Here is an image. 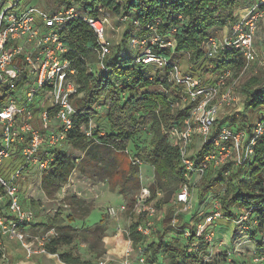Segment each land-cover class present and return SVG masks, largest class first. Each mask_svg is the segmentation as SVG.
<instances>
[{"label":"built area","instance_id":"2783aa9c","mask_svg":"<svg viewBox=\"0 0 264 264\" xmlns=\"http://www.w3.org/2000/svg\"><path fill=\"white\" fill-rule=\"evenodd\" d=\"M5 1L0 0V237L19 241L27 257L34 254L52 256L44 246L48 235L27 239L35 213L21 203V187L17 182L26 180L33 167H37L41 173L49 168L56 150L65 143L66 132L73 125L76 113L74 100L81 93L76 82V68L68 57L70 49L61 38L62 27L69 21L81 18L92 28L98 43L96 64L98 70L105 72L107 67L103 61L111 55L110 43L106 39L108 16L82 14L76 4L60 7L51 13L49 8L37 7L36 0L30 5L31 0L24 10L14 11L19 0L8 7H4ZM244 7V13L229 26L228 37L219 42L210 36L203 42L205 58L213 59L219 51L234 49L243 57L245 67L255 60L264 66V51L258 55L254 47V35L259 23L264 21V0H252ZM115 17L120 22H126V25L132 24L134 28L141 29L138 21L127 15L118 14ZM157 23H147L145 35L134 34L128 40L133 48L143 46L136 54V63L145 67L149 64L155 68L170 67L168 80L177 86L176 97L170 100V106L181 109L188 107L182 126L174 125L164 131L170 144L178 149L183 177L171 201L179 209L175 215H171L168 227L191 240L189 255H197L200 247L207 245L208 253L202 261L212 262L215 258L211 251L215 233L212 229L215 222L223 218L217 195L210 192L205 194V203H211V206L207 211L199 209L190 227L180 226L176 213L193 209V188L189 183L194 175L201 177L206 169L215 171L227 164L234 168L243 167L252 161L254 145L264 134V117L258 118L249 127L217 126L220 106L234 100L232 86H229L233 84L226 82L232 76L233 69L226 67L217 70L210 83L182 73L177 61L151 51L149 45H158L170 47L171 52L176 53V42L171 36L174 28L168 33L169 37H163L156 28ZM236 111L242 112L240 104ZM94 127L93 119H88L87 126L82 130L86 136H90ZM195 139L200 141L199 150L203 146L209 148L202 155L197 154L199 150L191 153ZM8 159H11L9 164L6 163ZM130 161L137 166L143 164L138 157H131ZM228 173V170L224 171L223 175ZM71 180L68 177L64 183L66 187ZM160 197L159 190L152 196L151 189L146 186L141 187L135 195L132 203L133 222H137L136 230L143 240L135 244L125 238L126 244L119 258L121 264H151L143 249L164 232L160 221L165 218L166 211L158 207ZM125 207L122 205L121 210H125ZM242 212L239 219L249 216L248 210L243 209ZM252 222L255 224V221ZM53 233V229H50L49 235ZM109 254L107 251L98 264H109L112 260ZM252 261L253 264H264V254L254 256Z\"/></svg>","mask_w":264,"mask_h":264},{"label":"trees","instance_id":"16d2710c","mask_svg":"<svg viewBox=\"0 0 264 264\" xmlns=\"http://www.w3.org/2000/svg\"><path fill=\"white\" fill-rule=\"evenodd\" d=\"M251 1L54 0L57 5L49 8L51 13L60 7L76 4L78 11L82 14L96 17L124 14L137 20L141 25V29L134 28L132 24L126 27L120 43L121 49L115 54L107 56L103 61L107 67L105 72L98 70V67L94 70L92 68L97 62L98 43L96 34L85 21L76 18L67 22L61 29V38L70 49L68 57L72 59L76 68V82L78 91L81 93L74 100L76 113L73 117L72 127L66 132L65 140L66 144L84 153L82 160L85 163L79 164V171L90 173V169L96 167L94 166V163L97 162L94 158L95 155H91V157L89 155L92 144H95L98 147H103L104 152L106 151L110 159L115 162L117 170L114 165L107 169L109 173H114L113 177L118 182L117 184L124 187L128 180L125 175L129 176V173L137 171L136 165L133 166L130 158L138 157L152 166L154 170V182L150 185L152 196H155V192L160 190L162 197L158 199V204L170 202L171 197L181 185L183 177L178 149L170 144L164 131L174 125L181 127L188 114V107L181 109L170 106V100L176 97L177 86L168 80L169 66L157 68L163 71L160 72V75L157 71L154 75H149L148 69L143 68L140 63H136V53L132 56L130 52L125 53L124 48L132 35L146 34L145 25L147 23L158 22L156 28L163 37H169L168 33L174 28L171 36L176 42V54L189 53L192 59L204 57L202 44L212 36L211 32L234 23L236 8L247 5ZM149 46L153 53L167 59L172 55L170 47ZM220 54L223 55V58L220 60L219 68L234 66L239 69L244 63L243 57L237 50H223L220 51ZM213 59H216L218 63L217 58ZM153 87H160V89H152ZM242 93L244 98L241 107L245 118L237 121L236 124L225 122L228 126L247 125L249 127L253 125L254 122L246 119L247 112H255L264 106V84L256 75L250 76L246 80L242 86ZM99 104L105 109L102 122L105 124L106 131L102 132L97 128L94 130V127L91 135L86 136L82 127L87 126L88 119L95 118L96 124L100 122L97 123L98 119H96ZM222 123L219 121L217 126L225 124ZM145 130L150 133L149 150L126 155L129 154L128 145L130 142ZM208 149L207 146H203L197 154L202 155ZM89 158L90 160H88ZM90 163L93 164L92 167ZM86 164L88 169L85 168ZM233 168L227 164L213 171V177L206 181L202 189H199L198 195L202 197L206 193L207 187H211L215 183L222 185V192H213V194L219 198L223 218L231 219L234 215L233 211L243 207L249 211L252 221H255L254 226L262 230L264 228V134L254 145L252 161L243 167L231 170ZM73 169H76L73 158L62 148L57 149L48 170L43 172L41 177L46 194L52 195L56 188L64 184ZM227 170L229 173L223 175V172ZM203 175L205 177L208 175V169L204 171ZM67 200L71 212L63 215V207H58L54 215L47 220V224L54 229V233L46 237L45 249L48 253L57 255L64 264H95L94 260L83 258L78 253L60 250L61 246H69L77 239V235L71 232L69 224L73 223L75 219L81 221L87 217L91 208L86 201L76 196H69ZM131 202L125 207V212L129 214H133ZM170 217L171 210L168 208L164 222L168 223ZM136 227L137 222H132L128 225L124 235L126 239H131L135 244L143 240ZM163 236L162 232L157 235L155 240L144 246L145 255L151 264L161 263L156 260L160 251L168 257L170 264H180L178 258L189 256L188 250L168 243ZM256 243L260 244L261 241H256ZM201 247L207 251V245L204 244ZM147 251L151 254L148 255ZM99 256L101 255H96V257ZM223 259L225 260V258ZM196 264H220V261L217 258L212 262H203L200 255ZM240 264L248 263L242 261Z\"/></svg>","mask_w":264,"mask_h":264},{"label":"rangeland","instance_id":"374dc122","mask_svg":"<svg viewBox=\"0 0 264 264\" xmlns=\"http://www.w3.org/2000/svg\"><path fill=\"white\" fill-rule=\"evenodd\" d=\"M16 1L17 0H6L4 2V7H8L11 3ZM30 1L31 0H19L14 6V11L24 10ZM35 5L37 7L47 9L54 7L57 4L54 0H36ZM244 6L245 5H242L236 8L234 12L236 18L244 13ZM127 26L126 22H120L115 16H108L106 22V39L110 43L111 55L121 49L120 43L122 42L123 33ZM228 28L229 26H224L221 29H215L211 32L212 37L217 39V41L222 42L223 39L228 37L230 34ZM254 47L258 55L264 51V21L259 23V28L254 35ZM139 48H143V46H135V48H133L128 40L127 46L124 48V52H130L133 56L135 53L138 54L142 50ZM171 58L172 60L177 61V65L182 73H189L196 78H201V80L205 83H210L218 72L217 70L221 69L219 68V64L223 55L220 54V51L216 54L215 58L218 59V63L216 59H209L205 57L192 59L190 58L189 53L182 52L177 54L172 53ZM96 67L97 64L92 67L93 70L96 69ZM143 68L148 69L147 71H149V75H154L156 71L159 75L160 72H163L161 69H157L150 64L147 67L143 66ZM232 69L233 74L226 82L228 84H233L229 86H232V96L234 100L227 104L223 103L220 106L217 115V124L219 121L223 122L222 124L225 122L232 124L245 118L243 110L240 112L236 111V109L239 107V104L241 105L243 100L242 86L250 76L256 75L264 84V66L260 65L257 60L248 64L246 67L243 63L239 69H236L234 66H232ZM157 88L160 89V87H153L152 89ZM220 91L222 92L223 89H220ZM97 108L98 114L96 119L100 121V124H96L94 118L93 121L96 125L94 130L97 128L99 131L104 132L106 131V127H104L105 124L102 122V116L105 109L101 104H99ZM260 116H264V106L255 112H247L246 119L254 122ZM226 123L224 125H226ZM149 138L150 133L148 131L145 130L140 133L139 136L128 145L129 154L127 153L126 155H131L137 151L141 153L148 151L150 148ZM200 146V141L195 139L190 148L191 153L198 151ZM62 149L73 158L76 164V169L72 170L70 173L69 177H71L72 180L68 182L69 185L67 187L65 186V183L56 188L52 195H49L48 193L46 194L41 179L43 172L41 173L37 167H33L29 170L28 174L30 173L31 179H20L17 182L21 187L22 193H24L20 196L21 203L25 207L33 209L35 213L34 219L36 221L31 224L30 229L27 231V233H29L27 239H34L36 236L49 235L50 229L53 228L47 224L48 218L54 215L58 207H63V215L70 213L71 210L67 199L69 196H76L83 199L90 205V212L87 217L83 218L81 221L75 219L73 223L69 224L71 232L77 235V239L74 240L72 244H69V246H61L60 250L64 249L78 253L83 258H90L94 260L95 264H98L99 260L105 256L107 251H109L111 253L109 254V258L112 259L109 264H121V260L119 259L120 253L126 244L124 235L128 225H130L135 219L133 214H129L128 212H125V210H121V206H127L131 200V203H133L134 197L139 192L141 187L146 186L150 188V185L154 182V170L152 166L142 160V165H136V172L129 173V176L127 174V176L125 175L128 180L125 182L123 187L118 185V182L114 180V173H109L107 167H111L115 164V162L110 159V156H108L106 151L104 152L105 149L103 147H98L95 144H92L89 155L90 157L91 155H95L94 158L97 162L94 163V166L96 167L90 169V173H83L79 171V164L84 162L82 160L84 157L83 152L79 149L72 148V146L66 143L62 145ZM127 158L129 159L128 156ZM88 160H90V158ZM10 161L11 159H8L6 163L9 164ZM87 164L85 168H87ZM105 165L107 166L105 167ZM90 166L92 167L93 164L90 163ZM133 166L135 167V165ZM114 168H116V170L118 169L115 165ZM231 170H235V168ZM211 177H213V170L209 168L208 175L206 177L205 175L200 177L196 174L190 181L189 185L193 188V209L188 212L178 211L176 213L180 226L187 225L190 227V222L193 220V216L199 209H203L204 211L209 210L211 203H205L204 196L206 193L210 192L213 194V192H222L223 186L215 183L213 186L207 187L206 193L202 197H199V189H202L204 184H206V181H208ZM62 188L63 190L65 189L64 194L62 193ZM61 194H63L62 197ZM172 198L173 196L171 197L170 202L166 204H158V207L161 211H166L170 208L171 215H175L174 213L177 209H179V207L174 206L171 203L173 200ZM243 209V207L237 208L233 211L234 215L231 219L228 220L221 218L215 222V225H213L212 230L215 232L211 248L215 257L213 261L218 258L220 264H240L242 261H246L248 264H253L252 258L254 256L264 254V228L259 230L257 226L255 227V224H253L252 219L249 216L239 219V217L243 215ZM168 223H165L164 219L162 222L160 221V224L163 225L164 228L163 235L165 241L172 245H178L180 248L189 250L190 242L183 238L177 231L172 232L168 227ZM215 227L218 230L217 233ZM106 236H108V238ZM111 240L113 241L112 244H110ZM256 241H261V243L257 244ZM102 251H104V253H102ZM206 253L207 251H205V248L200 247L197 255H189L187 258H178V262L180 264H196L199 261L200 255L201 258H203ZM97 254H100L101 256L96 257ZM147 254L150 255L151 252L148 253L147 251ZM37 255V257L32 259L31 257L27 258L25 250L19 241L14 242L12 239H2V237H0V264H64L58 259L57 255ZM223 258H225V260ZM156 260L160 261V264H170L168 257L162 251L157 254Z\"/></svg>","mask_w":264,"mask_h":264},{"label":"crops","instance_id":"0c3cea01","mask_svg":"<svg viewBox=\"0 0 264 264\" xmlns=\"http://www.w3.org/2000/svg\"><path fill=\"white\" fill-rule=\"evenodd\" d=\"M260 112V111H259ZM99 121H97V123H98ZM235 124L237 123V122H234ZM233 127H235L236 125H232ZM27 179L29 180V179H31V175H30V173L27 175ZM24 192V191H23ZM24 193H22V191H21V195H23ZM27 194V193H26ZM36 221V220H35ZM215 229L217 230V228L215 227ZM29 230V229H28ZM215 230V231H216ZM218 232V230L216 231V233ZM222 236V235H221ZM107 238H108V236H106ZM17 242V240H14V242ZM112 240L110 241V244H112ZM38 255L37 254H34V255H32V256H30L31 257V259L32 258H35V257H37ZM27 257V256H26ZM28 258V257H27Z\"/></svg>","mask_w":264,"mask_h":264},{"label":"water","instance_id":"95a60500","mask_svg":"<svg viewBox=\"0 0 264 264\" xmlns=\"http://www.w3.org/2000/svg\"><path fill=\"white\" fill-rule=\"evenodd\" d=\"M34 3H35V0H32L31 3H30V5H32V4H34Z\"/></svg>","mask_w":264,"mask_h":264},{"label":"bare ground","instance_id":"6f19581e","mask_svg":"<svg viewBox=\"0 0 264 264\" xmlns=\"http://www.w3.org/2000/svg\"><path fill=\"white\" fill-rule=\"evenodd\" d=\"M144 172H145V171H144ZM142 175H143V173H142ZM148 175H149V174H148ZM148 175H147V176H148ZM143 176H144V175H143ZM147 176H146V177H147ZM149 177H150V176H149ZM143 178H144V177H143ZM150 178H151V177H150ZM144 179H145V178H144ZM149 180H150V179H149Z\"/></svg>","mask_w":264,"mask_h":264}]
</instances>
